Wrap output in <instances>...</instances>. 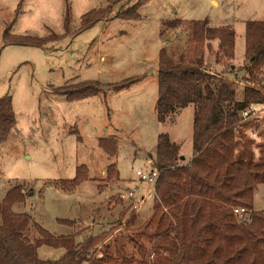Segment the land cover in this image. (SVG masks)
<instances>
[{
    "label": "rangeland",
    "instance_id": "1",
    "mask_svg": "<svg viewBox=\"0 0 264 264\" xmlns=\"http://www.w3.org/2000/svg\"><path fill=\"white\" fill-rule=\"evenodd\" d=\"M98 8L104 17L82 27L83 15ZM13 19L11 34L49 39L42 45L4 44L3 30ZM176 19H206L211 26L234 29V71L227 75L241 98L245 26L249 20L264 21V0H0V97L12 98L16 118L0 144V199L21 185L28 193L12 209L30 214L53 235L78 233L76 241L116 235L134 214L146 218L141 207L146 216L154 194L146 192L152 185L138 181L136 170L154 165L158 135L180 142L186 156L192 151L194 104L165 122L156 114L160 49L164 43L172 52L185 47L186 27L160 35L164 22ZM204 62L213 72L223 69L213 51L205 52ZM134 76L142 78L120 91L108 86ZM88 80L99 82L97 94L68 100L59 92ZM242 123L240 146L258 159L264 151V110ZM102 137L116 141L114 156L99 144ZM110 164L117 176H107ZM79 165L87 167V179L73 191L59 188L57 183L74 177ZM134 184L143 199L122 197ZM254 207L264 210V183L254 190ZM63 252L38 248L44 259Z\"/></svg>",
    "mask_w": 264,
    "mask_h": 264
},
{
    "label": "trees",
    "instance_id": "2",
    "mask_svg": "<svg viewBox=\"0 0 264 264\" xmlns=\"http://www.w3.org/2000/svg\"><path fill=\"white\" fill-rule=\"evenodd\" d=\"M20 6L21 2L16 15ZM103 17L104 9H92L83 15L82 27ZM14 21L3 30L4 44L42 45L49 39L11 34ZM164 24L161 37L167 30L183 27L187 33L184 48L172 52L164 43L160 49L157 119L165 122L194 104L192 159L184 163L179 144L167 133L159 134L153 160L159 174L149 214L145 219L132 215L116 235L92 234L80 241H76L78 233L53 235L30 214L15 212L12 206L23 202L28 192L21 185L10 187L0 199V264H264V210L254 207V190L264 183V151L255 159L248 146H240L241 111L252 102H264V78L259 77L264 74V21L249 20L245 26L247 62L241 70L247 75L242 77L241 98L227 75L234 71L235 31L231 26H211L206 19ZM206 51H213L215 62L222 64L220 72L205 65ZM141 78L108 86L120 91ZM254 82L260 87H254ZM99 91V82L94 80L59 89L68 100ZM15 123L12 98L0 97V144ZM99 144L114 156L115 140L102 137ZM106 173L108 177L118 175L114 164L108 165ZM85 179L87 167L79 165L74 177L57 185L73 191ZM236 206L245 207L247 214L236 216ZM43 245L64 252L57 259H44L38 254Z\"/></svg>",
    "mask_w": 264,
    "mask_h": 264
},
{
    "label": "built area",
    "instance_id": "3",
    "mask_svg": "<svg viewBox=\"0 0 264 264\" xmlns=\"http://www.w3.org/2000/svg\"><path fill=\"white\" fill-rule=\"evenodd\" d=\"M262 110H264V102L262 103L252 102L241 111V120L244 122ZM158 174L159 171L156 168L150 170H142V169L136 170V175L138 176L139 181L152 185V187L146 191L148 192L149 195L154 194V186ZM125 196L127 199H135V198L143 199L144 197L139 194V189L137 186H133L132 188L128 189L127 193H124L122 195V197ZM233 212L236 216L242 218L245 214H247V209L242 206H236L233 208Z\"/></svg>",
    "mask_w": 264,
    "mask_h": 264
},
{
    "label": "crops",
    "instance_id": "4",
    "mask_svg": "<svg viewBox=\"0 0 264 264\" xmlns=\"http://www.w3.org/2000/svg\"><path fill=\"white\" fill-rule=\"evenodd\" d=\"M182 110V109H181ZM180 111V110H179ZM178 111V112H179ZM177 112V113H178ZM194 117V116H193ZM192 125H193V123H192ZM193 132V131H192ZM170 139V138H169ZM172 141V140H171ZM191 141H192V134H191ZM172 142H175V141H172ZM175 143H177V144H179V146L181 145L180 144V142H175ZM180 148H181V146H180ZM180 154H181V159L184 161V163L185 162H188V161H190L191 159H192V157H193V150L191 151V153H190V155L189 156H186V155H184L183 153H182V151H181V149H180ZM153 168H155L154 167V165L150 168V169H153ZM139 181V180H138ZM138 183V182H137ZM137 183H135V184H137ZM134 184V185H135ZM136 186V185H135ZM144 209V207L142 208L141 207V213L143 214V217H146L148 214H149V209H148V211H147V215L146 216H144V213H145V211L143 210Z\"/></svg>",
    "mask_w": 264,
    "mask_h": 264
}]
</instances>
